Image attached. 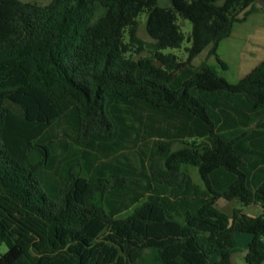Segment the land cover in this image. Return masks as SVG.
Returning a JSON list of instances; mask_svg holds the SVG:
<instances>
[{"label":"trees","instance_id":"obj_1","mask_svg":"<svg viewBox=\"0 0 264 264\" xmlns=\"http://www.w3.org/2000/svg\"><path fill=\"white\" fill-rule=\"evenodd\" d=\"M169 1L0 0V264H234L236 232L264 264V60L237 84L218 69L263 9ZM180 18L185 61L164 53ZM206 49L217 65L195 66Z\"/></svg>","mask_w":264,"mask_h":264},{"label":"rangeland","instance_id":"obj_2","mask_svg":"<svg viewBox=\"0 0 264 264\" xmlns=\"http://www.w3.org/2000/svg\"><path fill=\"white\" fill-rule=\"evenodd\" d=\"M24 2H35L40 5H46L52 0H22ZM159 4L163 7L171 6L169 0H158ZM147 12L141 14L138 18L139 32L138 35L147 44L152 42L146 30ZM179 25L182 28L186 36V40L180 49H167L164 50L165 54H175L181 60L185 61L188 57L186 49L191 47V43L188 41V37L192 33V23L186 19H179ZM148 47V46H146ZM209 49L202 52L194 61L195 66H199L202 62L208 60L210 63L216 64L217 62L213 57H208ZM149 51H143L141 55L133 53L135 59L142 56H148ZM219 58L228 64V69L225 70L222 67H218L221 75L232 84H237L243 77L250 73L256 66H258L264 60V11L256 12L252 14L247 21L235 26L233 34L228 39L224 40L218 50ZM251 128H257V124L253 123ZM180 144H176L179 147ZM142 145L135 147L132 151L133 155L130 156L139 161L146 151V155L149 156L150 152L147 148H141ZM129 152V151H128ZM190 174L195 183H200V177L198 172L191 168ZM219 207L232 215L235 209L242 211L245 214L259 215L261 210L258 207L251 206L245 207L238 202L222 201ZM253 236L247 233L236 232L234 234V247L232 249V260L234 264H248L245 260L244 254L248 250L249 244ZM7 251L6 246L1 247V253ZM218 255H214L212 260H215Z\"/></svg>","mask_w":264,"mask_h":264},{"label":"water","instance_id":"obj_3","mask_svg":"<svg viewBox=\"0 0 264 264\" xmlns=\"http://www.w3.org/2000/svg\"><path fill=\"white\" fill-rule=\"evenodd\" d=\"M257 2H258V5H259V6L263 9V11H264V0H257ZM222 201H227V199H226V198H221V199L218 201V204H220ZM232 222H233V220L231 219V220H230V223H232ZM248 252H249V250H247L246 253L244 254L245 257L247 256Z\"/></svg>","mask_w":264,"mask_h":264},{"label":"crops","instance_id":"obj_4","mask_svg":"<svg viewBox=\"0 0 264 264\" xmlns=\"http://www.w3.org/2000/svg\"><path fill=\"white\" fill-rule=\"evenodd\" d=\"M249 207H251V206H249ZM255 207H258L259 208V206H255ZM249 216H252V215H250V214H248ZM253 216H256V215H253Z\"/></svg>","mask_w":264,"mask_h":264}]
</instances>
